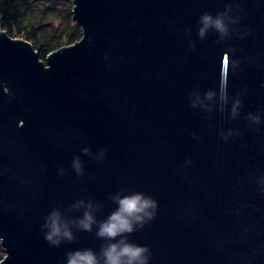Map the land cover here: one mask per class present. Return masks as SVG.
Listing matches in <instances>:
<instances>
[{"label":"water","instance_id":"1","mask_svg":"<svg viewBox=\"0 0 264 264\" xmlns=\"http://www.w3.org/2000/svg\"><path fill=\"white\" fill-rule=\"evenodd\" d=\"M228 6L229 34L201 39L200 16ZM73 17L82 38L47 63L0 30V264L99 251L95 229L53 246L41 226L80 199L103 219L121 189L157 202L129 234L149 264H264V0H74ZM221 83L223 110L191 106Z\"/></svg>","mask_w":264,"mask_h":264},{"label":"clouds","instance_id":"2","mask_svg":"<svg viewBox=\"0 0 264 264\" xmlns=\"http://www.w3.org/2000/svg\"><path fill=\"white\" fill-rule=\"evenodd\" d=\"M230 6L215 16L205 12L199 18L198 35L205 38L209 31H215L223 39L229 34L230 24L234 23L229 15ZM194 48V42L190 44ZM191 101L192 107H202L211 110L219 100L220 108L228 103L226 83H221L219 90H208L203 95L198 91ZM240 100L235 98L232 102L231 116L236 118ZM250 119L260 123L258 115H251ZM105 150H101V155ZM82 152L91 155L89 148ZM72 168L77 175L83 174V165L79 156L73 158ZM111 201L116 207L103 219L97 218V213L103 205L91 200L80 199L69 205L64 211L61 207L52 209L45 217V223L41 226L44 237L53 246H60L65 241L72 242L76 239L74 229L82 232H93L103 243L99 251L93 248L69 250L66 252L65 264H149L150 249L144 245H138L129 239V234L142 228L144 224L155 215L157 202L142 192L125 193L123 189L110 194ZM73 211L80 212L79 216H70Z\"/></svg>","mask_w":264,"mask_h":264},{"label":"trees","instance_id":"3","mask_svg":"<svg viewBox=\"0 0 264 264\" xmlns=\"http://www.w3.org/2000/svg\"><path fill=\"white\" fill-rule=\"evenodd\" d=\"M73 8L72 0H2L0 25L12 37L22 33L33 40L41 58L47 60L50 52L82 38L83 29L73 17ZM4 249L0 239V262L5 258Z\"/></svg>","mask_w":264,"mask_h":264},{"label":"rangeland","instance_id":"4","mask_svg":"<svg viewBox=\"0 0 264 264\" xmlns=\"http://www.w3.org/2000/svg\"><path fill=\"white\" fill-rule=\"evenodd\" d=\"M0 1H2V0H0ZM72 2H73V4H74V0H72ZM62 5H60V7H61ZM56 22H59V20L57 19V21ZM0 30H4V31H6V29H3L2 27H1V25H0ZM14 37H16V38H22V39H24V40H26V41H28V42H30L33 46H34V42H33V40H28L22 33H18V34H16ZM79 41V40H78ZM76 43V42H75ZM74 44V43H73ZM70 45H72V44H65V46L66 47H68V46H70ZM34 48H35V46H34ZM35 50L38 52V54H39V57H40V60H42V61H44L45 63H47V60L45 59V58H41V55H40V49L39 48H35ZM48 57V56H47ZM5 250V249H4ZM7 255V253H6V250H5V254H4V257Z\"/></svg>","mask_w":264,"mask_h":264}]
</instances>
